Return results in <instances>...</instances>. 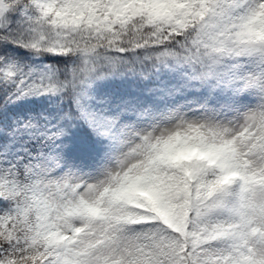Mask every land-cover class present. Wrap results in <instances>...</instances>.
I'll return each instance as SVG.
<instances>
[{"label":"snow or ice","instance_id":"6c2138e0","mask_svg":"<svg viewBox=\"0 0 264 264\" xmlns=\"http://www.w3.org/2000/svg\"><path fill=\"white\" fill-rule=\"evenodd\" d=\"M0 264H264V0H0Z\"/></svg>","mask_w":264,"mask_h":264}]
</instances>
